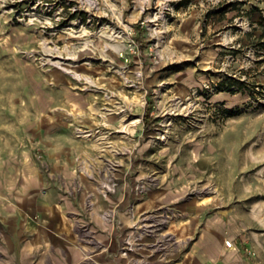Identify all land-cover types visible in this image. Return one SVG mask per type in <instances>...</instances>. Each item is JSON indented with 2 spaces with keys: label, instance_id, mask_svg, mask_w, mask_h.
<instances>
[{
  "label": "rangeland",
  "instance_id": "374dc122",
  "mask_svg": "<svg viewBox=\"0 0 264 264\" xmlns=\"http://www.w3.org/2000/svg\"><path fill=\"white\" fill-rule=\"evenodd\" d=\"M100 1L91 22L84 16L83 25L50 36L19 23V13L0 0V161L22 147L18 124L32 115L35 160L50 181L74 198L84 196L89 211L92 198L110 203L98 214L118 230L123 213L131 220L118 239L123 251L132 246L149 253L148 262L165 264L182 258L209 224L225 240L236 238L247 264H264V40L244 41L264 25V0H208L213 12L242 8L206 45L172 28L173 0H162L137 23L126 0ZM253 10L262 22L250 17ZM30 97L49 98V105L30 111ZM116 103L132 106L126 120L79 116ZM50 127L51 135L76 143L71 174L45 161L42 140ZM79 128L94 135L79 136ZM109 182L116 189L104 196ZM123 192L124 208L113 201Z\"/></svg>",
  "mask_w": 264,
  "mask_h": 264
},
{
  "label": "crops",
  "instance_id": "0c3cea01",
  "mask_svg": "<svg viewBox=\"0 0 264 264\" xmlns=\"http://www.w3.org/2000/svg\"><path fill=\"white\" fill-rule=\"evenodd\" d=\"M161 2L126 0L124 6L130 11L131 22L137 23ZM172 2L175 17L172 28H182L188 41L194 39L203 45L212 41L215 29L226 27L242 8L240 5H228L213 12L209 10L211 4L208 0ZM250 17L254 21L261 20L257 10H253ZM263 32L261 23L244 41L254 42L255 37L257 41L264 40ZM175 37L180 36L176 34ZM187 54L191 56V52ZM48 101L46 98L42 103L36 97H30L29 110L38 109L42 104L47 108ZM94 113L95 110L85 109L79 116L84 115L87 120L97 119ZM31 116L18 124L22 136L17 141L22 147H13L10 155H6L10 160L0 161V264H154L147 260L149 253L131 251L124 254L119 246L118 239L131 226V220L125 213L122 214L123 228L118 230L115 223H106L98 214L101 207L110 206V203H102L98 197L92 198V210L89 211L84 196L74 198L50 181L35 160L31 140L36 137L32 128L36 121ZM47 117L52 115L47 114ZM110 121L114 123L116 118L111 117ZM52 129L46 130L42 140L45 161L53 171L71 174L75 165L71 148L76 147V143L61 133L51 135ZM5 141L8 140L5 138ZM113 201L124 208L129 199L123 192ZM224 240L222 232L206 224L182 258L165 264H247L239 252L236 238L233 237V249L227 248Z\"/></svg>",
  "mask_w": 264,
  "mask_h": 264
},
{
  "label": "built area",
  "instance_id": "2783aa9c",
  "mask_svg": "<svg viewBox=\"0 0 264 264\" xmlns=\"http://www.w3.org/2000/svg\"><path fill=\"white\" fill-rule=\"evenodd\" d=\"M3 6L9 5V11L11 13L17 12L19 16L18 22H25L30 26H35L43 31V33L50 36H56L59 33H66L67 29H70L71 25L84 24V19L87 18V22H91L94 16L101 11L100 0H1ZM236 1V0H230ZM86 16V18H84ZM105 16H108L106 13ZM78 17V18H77ZM50 30V32H48ZM134 44V46H133ZM131 47L136 48L137 43L132 41ZM208 89L209 85L206 86ZM105 97L108 101H113L114 93L107 91ZM108 104L110 102H107ZM107 106L103 109L95 108L94 115H97L103 120L104 124L111 123L110 118L117 115L123 117V120L130 116L132 106H123L120 103ZM100 110L98 113L97 111ZM105 110L104 112H101ZM122 120V121H123ZM141 120V119H140ZM139 121V120H138ZM131 121L129 124H132ZM79 136L90 137L94 135L92 130H84L79 128ZM114 168V167H113ZM116 189L115 183H105L103 185V194L108 196ZM225 246L229 249L235 248L234 241L231 239L225 240ZM133 251L132 246L128 247L124 251V254Z\"/></svg>",
  "mask_w": 264,
  "mask_h": 264
},
{
  "label": "bare ground",
  "instance_id": "6f19581e",
  "mask_svg": "<svg viewBox=\"0 0 264 264\" xmlns=\"http://www.w3.org/2000/svg\"><path fill=\"white\" fill-rule=\"evenodd\" d=\"M55 64L58 66V67H60L61 68V70H65L67 73H71V74H74V76L78 79V80H81L82 78H85L83 75H81V74H77V73H75L73 70H71V69H69V67H68V69L66 68H63L62 67V63L61 62H59V61H57V62H55ZM89 80V79H88ZM92 80H90V82H91ZM89 83V82H88ZM91 84V83H90ZM92 84H93V81H92ZM136 97V96H135ZM141 98V97H140ZM141 101V100H140ZM140 103V102H139ZM144 103V102H143ZM136 120V119H135ZM134 120V121H135ZM139 120V119H138ZM137 121V120H136ZM140 121V120H139Z\"/></svg>",
  "mask_w": 264,
  "mask_h": 264
},
{
  "label": "trees",
  "instance_id": "16d2710c",
  "mask_svg": "<svg viewBox=\"0 0 264 264\" xmlns=\"http://www.w3.org/2000/svg\"><path fill=\"white\" fill-rule=\"evenodd\" d=\"M223 85H225V83H223ZM224 89V88H223ZM232 112H234V111H232Z\"/></svg>",
  "mask_w": 264,
  "mask_h": 264
}]
</instances>
